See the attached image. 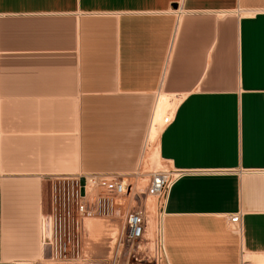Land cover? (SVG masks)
Instances as JSON below:
<instances>
[{
    "label": "crops",
    "instance_id": "1",
    "mask_svg": "<svg viewBox=\"0 0 264 264\" xmlns=\"http://www.w3.org/2000/svg\"><path fill=\"white\" fill-rule=\"evenodd\" d=\"M161 99L167 264L264 263V0H0V264L50 257L56 179L140 166Z\"/></svg>",
    "mask_w": 264,
    "mask_h": 264
},
{
    "label": "rangeland",
    "instance_id": "2",
    "mask_svg": "<svg viewBox=\"0 0 264 264\" xmlns=\"http://www.w3.org/2000/svg\"><path fill=\"white\" fill-rule=\"evenodd\" d=\"M167 116L172 115L175 103H166ZM169 106V107H168ZM160 122V128L165 125ZM155 140L146 144L140 166L124 176L113 174V180L122 178L126 184L123 194L112 216H95L81 221L74 240L76 253L73 258L61 260L44 258L39 264H167L162 242L160 240V222L162 213L157 197L148 195L150 173L163 169L167 163L158 157ZM153 142V143H152ZM52 208V206H51ZM46 216L48 237L50 235L51 214ZM140 213L143 218L144 231L138 238L131 237L127 230V215Z\"/></svg>",
    "mask_w": 264,
    "mask_h": 264
},
{
    "label": "built area",
    "instance_id": "3",
    "mask_svg": "<svg viewBox=\"0 0 264 264\" xmlns=\"http://www.w3.org/2000/svg\"><path fill=\"white\" fill-rule=\"evenodd\" d=\"M182 173L183 171L170 167L150 173L147 193L157 197L162 217L170 188ZM112 175L104 172H87L74 177H60L52 184L50 235L47 238L51 259L61 260L71 256L73 258L76 253L74 236L80 228L81 221L95 216H112L118 210L116 206L122 205L117 203V200L126 193V184L122 178L118 181L113 180ZM81 179L83 184L80 182ZM229 222L240 230V213L229 217ZM143 229V218L140 213L127 215V230L131 237L142 236Z\"/></svg>",
    "mask_w": 264,
    "mask_h": 264
},
{
    "label": "bare ground",
    "instance_id": "4",
    "mask_svg": "<svg viewBox=\"0 0 264 264\" xmlns=\"http://www.w3.org/2000/svg\"><path fill=\"white\" fill-rule=\"evenodd\" d=\"M162 100V102L159 104V106H158V109H157V112H156V114H155V116H154V119L152 120L153 122H152V124H151V127H150V131H149V135H148V139L149 140H155L157 137H158V134H159V132H160V122H162V123H164V117L165 116H167V113H166V103L165 102H163V101H165V100H163V99H161ZM168 104V103H167ZM169 107V106H168ZM168 117H169V115H168ZM170 118V117H169ZM168 118V119H169ZM167 119V120H168ZM165 122H166V120H165ZM150 142V141H149ZM153 143V142H152ZM162 219V218H161ZM161 227H162V220H161V222H160V240H161V242H162V237H161ZM258 258H260V257H258ZM260 261V260H259ZM255 263V262H254ZM260 264H264L263 262L262 263H260Z\"/></svg>",
    "mask_w": 264,
    "mask_h": 264
},
{
    "label": "water",
    "instance_id": "5",
    "mask_svg": "<svg viewBox=\"0 0 264 264\" xmlns=\"http://www.w3.org/2000/svg\"><path fill=\"white\" fill-rule=\"evenodd\" d=\"M80 182H81V184H83V179H81ZM81 193H83V189H81Z\"/></svg>",
    "mask_w": 264,
    "mask_h": 264
}]
</instances>
